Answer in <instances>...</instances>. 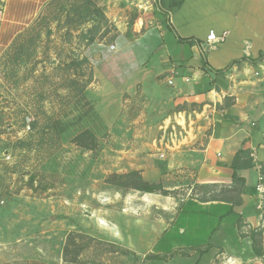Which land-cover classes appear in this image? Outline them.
<instances>
[{
    "label": "rangeland",
    "instance_id": "rangeland-1",
    "mask_svg": "<svg viewBox=\"0 0 264 264\" xmlns=\"http://www.w3.org/2000/svg\"><path fill=\"white\" fill-rule=\"evenodd\" d=\"M117 38L97 0H0V264H264L257 196L241 210L239 181L165 172L158 120L98 74ZM84 130L93 150L71 142ZM131 172L165 195L114 177ZM219 198L232 204L214 228L196 201ZM172 223L187 247L166 249Z\"/></svg>",
    "mask_w": 264,
    "mask_h": 264
},
{
    "label": "crops",
    "instance_id": "crops-1",
    "mask_svg": "<svg viewBox=\"0 0 264 264\" xmlns=\"http://www.w3.org/2000/svg\"><path fill=\"white\" fill-rule=\"evenodd\" d=\"M97 2L118 31L97 72L112 91L130 95V104L138 95L142 122L158 120V165L167 173L193 172L196 183L231 185L234 156L249 152L252 167L236 172L244 181L237 202L244 210L259 180L264 183V0ZM211 30L219 39L207 43ZM160 170L158 180L164 179ZM196 203L215 228L225 224L232 201ZM174 226L166 249L187 247L192 238L178 242ZM213 234L226 242L221 229Z\"/></svg>",
    "mask_w": 264,
    "mask_h": 264
},
{
    "label": "trees",
    "instance_id": "trees-1",
    "mask_svg": "<svg viewBox=\"0 0 264 264\" xmlns=\"http://www.w3.org/2000/svg\"><path fill=\"white\" fill-rule=\"evenodd\" d=\"M71 142L75 144L76 146L86 149V150H93L96 147L97 139L95 135L89 131L84 130L80 133H78ZM252 167V160L250 158V154L247 151H239L233 158L231 169H232V181L233 183L239 181L244 186V181L237 178L236 172L240 169H248ZM114 177L118 179H124V178H130L135 179L136 184H133L130 186V188L142 192V193H148V194H163L165 195L164 190L159 185H152L147 183L140 173L138 172H131L126 175L118 176L114 175ZM109 183V182H108ZM120 185V184H119Z\"/></svg>",
    "mask_w": 264,
    "mask_h": 264
},
{
    "label": "built area",
    "instance_id": "built-area-1",
    "mask_svg": "<svg viewBox=\"0 0 264 264\" xmlns=\"http://www.w3.org/2000/svg\"><path fill=\"white\" fill-rule=\"evenodd\" d=\"M219 38L216 36L215 32L213 30L209 31V34L207 35L206 42L211 43L217 41ZM114 46L111 45L109 47V50H113ZM257 201H258V208L262 210L264 208V183L262 180H259V183L255 187Z\"/></svg>",
    "mask_w": 264,
    "mask_h": 264
}]
</instances>
